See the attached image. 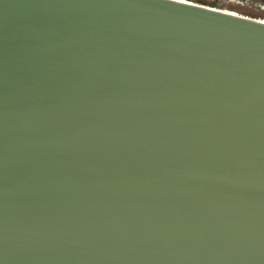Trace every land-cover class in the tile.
<instances>
[{
	"label": "water",
	"instance_id": "obj_1",
	"mask_svg": "<svg viewBox=\"0 0 264 264\" xmlns=\"http://www.w3.org/2000/svg\"><path fill=\"white\" fill-rule=\"evenodd\" d=\"M0 264H264V20L0 0Z\"/></svg>",
	"mask_w": 264,
	"mask_h": 264
},
{
	"label": "rangeland",
	"instance_id": "obj_2",
	"mask_svg": "<svg viewBox=\"0 0 264 264\" xmlns=\"http://www.w3.org/2000/svg\"><path fill=\"white\" fill-rule=\"evenodd\" d=\"M218 9L264 20V0H190Z\"/></svg>",
	"mask_w": 264,
	"mask_h": 264
},
{
	"label": "trees",
	"instance_id": "obj_3",
	"mask_svg": "<svg viewBox=\"0 0 264 264\" xmlns=\"http://www.w3.org/2000/svg\"><path fill=\"white\" fill-rule=\"evenodd\" d=\"M199 2H203V1H201V0H198ZM204 4V3H203Z\"/></svg>",
	"mask_w": 264,
	"mask_h": 264
}]
</instances>
